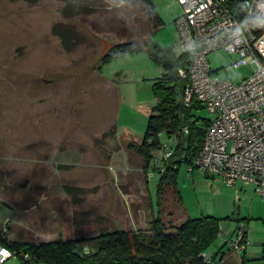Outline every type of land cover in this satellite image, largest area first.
<instances>
[{"label":"rangeland","instance_id":"obj_1","mask_svg":"<svg viewBox=\"0 0 264 264\" xmlns=\"http://www.w3.org/2000/svg\"><path fill=\"white\" fill-rule=\"evenodd\" d=\"M116 2L0 0V231L16 241L37 242L40 233L46 240L78 233L89 239L102 229L142 233L158 215L170 230L188 217L212 216L220 219L221 233L207 257L215 255L219 264H264V197L253 184L228 185L181 164L176 191L164 189L158 205L159 168L151 164L174 139L159 135L166 147L152 150L148 173L130 146L144 134L155 104L151 85L164 69L140 50L112 57L98 70L113 44L145 39L151 30L143 14H122ZM152 2L163 21L152 39L179 56L174 20L180 6ZM67 3L85 11L65 17ZM54 26L75 32L72 49L63 47ZM207 58L218 77L234 82L254 68L233 67L237 56L222 49ZM198 112L212 118L203 108ZM238 225L246 226L247 243L232 247ZM89 250L88 243L75 245L78 253ZM27 260L43 264L29 255ZM0 264L22 262L12 255Z\"/></svg>","mask_w":264,"mask_h":264},{"label":"trees","instance_id":"obj_2","mask_svg":"<svg viewBox=\"0 0 264 264\" xmlns=\"http://www.w3.org/2000/svg\"><path fill=\"white\" fill-rule=\"evenodd\" d=\"M116 1L118 7L124 9L121 10L122 14L127 10L143 14L151 30L145 39H130L113 44L101 56L98 70L112 57L140 50H145L149 57L160 63L164 69L151 85L155 104L147 116L144 134L139 142L130 146L135 148L136 153L143 158L146 171L150 169L152 150L162 147L159 143V135L164 133L168 138L174 139L171 156L163 162V170L157 171L158 178L154 191L159 205L164 189L172 188L176 191V174L179 166L185 164L193 170V160L199 152L209 118L198 112L202 108L205 109L203 104L194 98H191L188 103L184 100L187 78L179 75L178 70L186 68L188 54L181 51L179 56H175L171 49L162 48L152 39L153 32L163 25L162 18L152 0ZM84 11L83 5L67 3L63 14L65 17H71ZM53 32L59 36L66 50L72 49L75 45V32L71 28L54 26ZM65 189L69 192L74 190L72 187ZM79 223L80 221H75L74 225ZM166 223L164 216L158 215L149 221V227L142 233L125 229H102L89 239L77 232L81 236L39 242L12 240L6 235L8 233L6 230L0 231V245L15 253L14 256L18 257L22 264H28V258H25L23 254H28L35 261L43 264L220 263L221 259L218 262L215 255L212 257L206 255L208 247L220 236L219 218L188 217L178 225H174L172 230ZM77 243H88L91 250L78 253L75 251ZM242 243H247L246 231L241 240ZM230 245L234 247L233 243ZM262 256L264 257V247Z\"/></svg>","mask_w":264,"mask_h":264},{"label":"built area","instance_id":"obj_3","mask_svg":"<svg viewBox=\"0 0 264 264\" xmlns=\"http://www.w3.org/2000/svg\"><path fill=\"white\" fill-rule=\"evenodd\" d=\"M175 2L181 8L175 28L182 53L188 54L186 68L178 70L187 78L184 100L194 98L212 116L193 167L228 185L249 182L264 197V0ZM220 49L237 56L233 67L252 63V72L237 82L218 77L207 55ZM172 152L173 147L165 150L153 168L162 171ZM245 231L239 226L234 247ZM12 255L0 246V263Z\"/></svg>","mask_w":264,"mask_h":264},{"label":"crops","instance_id":"obj_4","mask_svg":"<svg viewBox=\"0 0 264 264\" xmlns=\"http://www.w3.org/2000/svg\"><path fill=\"white\" fill-rule=\"evenodd\" d=\"M239 182V181H238ZM240 182H245V181H240ZM249 183V182H248ZM255 191V190H254ZM26 224V223H25ZM27 225H28V223H27ZM4 231H6V230H4ZM8 232V231H7ZM35 234H37V233H35ZM41 234V236H38V237H41V240H39V241H49V240H46L45 239V236H44V233H40ZM43 235V236H42ZM33 241V240H32ZM39 241H37V242H39ZM1 246V245H0Z\"/></svg>","mask_w":264,"mask_h":264}]
</instances>
